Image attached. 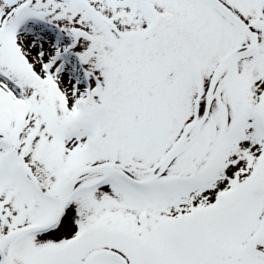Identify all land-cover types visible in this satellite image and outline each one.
I'll use <instances>...</instances> for the list:
<instances>
[{
  "label": "snow or ice",
  "instance_id": "obj_1",
  "mask_svg": "<svg viewBox=\"0 0 264 264\" xmlns=\"http://www.w3.org/2000/svg\"><path fill=\"white\" fill-rule=\"evenodd\" d=\"M0 264H264V0H0Z\"/></svg>",
  "mask_w": 264,
  "mask_h": 264
}]
</instances>
